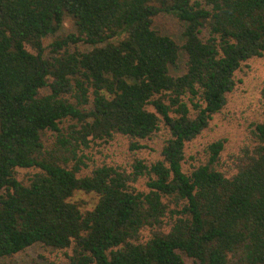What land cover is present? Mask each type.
I'll return each mask as SVG.
<instances>
[{
  "label": "trees",
  "instance_id": "obj_1",
  "mask_svg": "<svg viewBox=\"0 0 264 264\" xmlns=\"http://www.w3.org/2000/svg\"><path fill=\"white\" fill-rule=\"evenodd\" d=\"M161 14L181 39L156 28ZM67 18L76 31L47 54ZM262 56L264 0H0V260L42 245L69 264H264V117L229 171L225 138L186 167L237 71ZM162 127L156 160L89 155L119 135L145 150Z\"/></svg>",
  "mask_w": 264,
  "mask_h": 264
},
{
  "label": "rangeland",
  "instance_id": "obj_2",
  "mask_svg": "<svg viewBox=\"0 0 264 264\" xmlns=\"http://www.w3.org/2000/svg\"><path fill=\"white\" fill-rule=\"evenodd\" d=\"M156 28L167 34L174 36L177 40L181 39L184 29L183 23L171 14H161L156 18ZM76 27L72 19L67 18L62 27L55 35H50L44 39L47 48V54L51 49L49 44L58 36L68 35L75 32ZM32 49V48H31ZM185 59L182 57L178 65L171 67L174 75L184 73ZM237 85L235 89L228 95V103L226 107L217 113L210 123V126L203 133L187 146V168L188 165L194 164L205 156L204 150L212 141L219 138H225V149L222 152V168L229 171L234 163L235 156L240 152L242 147L250 143V134L253 125L263 119V100L262 89L264 87V56L254 57L245 62L243 67L236 73ZM44 92H47L44 90ZM167 130L163 127L156 134L155 139L148 142L149 148L142 151H130L128 148L129 140L125 137L118 136L114 141L102 143L93 146L89 150V155L95 162L109 163L113 165H121L129 167V164L136 157L153 161L160 158V150L167 137ZM52 138V137H51ZM55 138V137H54ZM91 164V162H89ZM32 169H20L19 178L27 180L32 175ZM147 178H141L137 183H133L138 189L147 188ZM75 199L82 201L85 208H91L97 201L94 193L77 192ZM145 236H149L146 232ZM188 264H194L191 260ZM0 264H69L64 252L53 251L42 245L30 247L25 252L15 257L0 260Z\"/></svg>",
  "mask_w": 264,
  "mask_h": 264
}]
</instances>
